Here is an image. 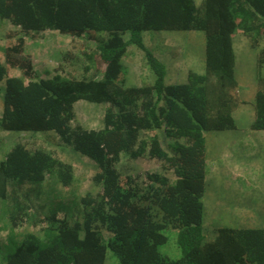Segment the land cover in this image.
<instances>
[{
    "label": "trees",
    "instance_id": "1",
    "mask_svg": "<svg viewBox=\"0 0 264 264\" xmlns=\"http://www.w3.org/2000/svg\"><path fill=\"white\" fill-rule=\"evenodd\" d=\"M0 19L21 32L17 38L9 35L13 45H0V81L6 82L0 129L34 134L55 129L61 141L91 160L100 187L96 196L79 197L72 165L45 149L15 145L0 161V219L10 221L0 247L6 264H106L108 251L119 264H264V229L219 226L210 233L204 202L206 134L237 130L235 112L244 103L234 36L241 31L259 47L264 0H0ZM47 31L69 36L75 47L81 40L87 48L84 76L55 69L39 79L25 54L26 40ZM147 31L202 32L205 71H190L185 84H167L165 64L144 43ZM123 33H130L129 39ZM130 44L144 52L157 76L154 84L122 83ZM263 66L264 50L251 126L257 131H264ZM92 71L104 77L89 78ZM83 101L104 107L102 128L73 125L75 106ZM160 134L171 140V152ZM125 154L148 156L174 178L158 172L147 173L144 182L124 176L118 164ZM47 183L70 191L52 195L51 187L42 236L19 233L23 225L37 223L20 188L35 185L38 195ZM81 212L82 221L71 223ZM170 231L181 250L176 259L161 251Z\"/></svg>",
    "mask_w": 264,
    "mask_h": 264
},
{
    "label": "rangeland",
    "instance_id": "2",
    "mask_svg": "<svg viewBox=\"0 0 264 264\" xmlns=\"http://www.w3.org/2000/svg\"><path fill=\"white\" fill-rule=\"evenodd\" d=\"M195 1L198 4L202 2V0ZM10 34L14 38L21 36L20 28L15 27L8 20L0 19V45H13ZM124 35H126V39H129L130 33ZM103 37L106 38V36ZM143 39L154 55L165 64L168 73V77L165 78L167 84H185L188 82L190 71L197 73L205 71L206 48L202 32L147 31L144 32ZM82 46L81 40H77L75 47L69 36H64L56 31H47L37 34L35 40H26L25 54L31 56L40 80L48 79L55 69L64 74L81 78L86 74L83 62L85 61V49L87 50ZM234 47L237 56L236 76L240 86V95L241 98L243 97V101H247V104L240 113L236 112L235 114L239 129L210 131L206 134L208 142L210 140L212 144L209 167L213 168L211 178L207 182V199L205 198L207 200L205 226L210 233L215 232L222 225L238 228L255 227L263 225L262 221L264 220V187L255 184L257 181L264 185V131L251 128L255 120V93L259 83L258 58L264 50V37L260 39L259 47L255 49L249 38L241 31H237L234 36ZM126 48H128L127 55L124 56V60L122 59V64H124L122 83L130 87L154 84L157 76L150 68L144 52L133 44L127 45ZM262 68L264 76V66ZM12 74L20 75V72L18 69H13ZM96 77L100 79L104 75L92 71L89 78ZM5 91L6 82L5 80L0 81V117L4 113ZM104 111V107L101 105L79 102L75 106L76 119L73 125L78 124L85 128H102ZM159 137L164 148L171 152V140L167 139L164 134H160ZM19 143L25 144L28 148L45 149L72 165L78 179L79 197L89 193L94 196L98 194L100 187L93 180L96 167L91 160L75 152L71 146L61 141L59 133L55 129L36 134L0 129V161ZM118 167L124 176H139L140 182L145 181L149 172H158L174 178L160 162L152 160L148 156L133 159L125 154ZM233 184L234 190H232ZM222 186L226 188L221 190ZM36 187L27 184L20 188L21 194L29 200L30 213L34 212L32 217L34 221L36 218L37 223L23 225L18 229V232H30L42 236L43 228L48 226V224L40 222L49 212L48 192L52 187L54 188L52 195H57L60 192L61 196L65 197L70 188H63L59 185L53 187L51 183H47L38 188L39 194L37 195L33 191ZM220 198L221 200L218 201ZM153 212L157 213V210L153 209ZM159 215L160 213H157V218ZM61 217H63L62 214H60ZM79 219L82 221V212L77 217L70 218V222L74 223ZM9 224L7 216L0 219V247L7 242L9 228L5 227H8ZM99 229L108 239L107 230L102 227ZM174 233V231L168 232L169 243L161 251L176 259L181 256V250L176 244ZM0 264H6L1 252ZM106 264H119L112 251H108Z\"/></svg>",
    "mask_w": 264,
    "mask_h": 264
},
{
    "label": "crops",
    "instance_id": "3",
    "mask_svg": "<svg viewBox=\"0 0 264 264\" xmlns=\"http://www.w3.org/2000/svg\"><path fill=\"white\" fill-rule=\"evenodd\" d=\"M195 1V0H194ZM196 2V1H195ZM197 4H198V2H197ZM192 32H194V31H192ZM150 37H152V36H150ZM149 37V38H150ZM154 37V36H153ZM145 43V42H144ZM145 45L147 46V44L145 43ZM236 51V50H235ZM157 57V56H156ZM158 58V57H157ZM166 61V60H165ZM167 62V61H166ZM168 64V63H167ZM237 71V70H236ZM237 73V72H236ZM168 74V73H167ZM167 77H168V75H167ZM256 94V93H255ZM242 99H243V97H242ZM246 104H247V101H244V103L242 104V106L236 111V112H241V109H243L245 106H246ZM236 112H235V114H236ZM237 122V121H236ZM254 122V121H253ZM253 124V123H252ZM237 125H238V123H237ZM252 126V125H251ZM238 129H239V127H238ZM234 131V130H233ZM209 145H210V147H209ZM211 146H212V144H211V142H210V140H209V142H208V140H207V155H208V175H207V181L211 178V172L213 171V168L212 167H209V160H210V158H211V155H210V149H211ZM212 168V169H211ZM220 182V181H219ZM255 184L257 185H262L263 187H264V185H263V183H259V182H257V181H255ZM208 187V186H207ZM226 187L225 186H222L220 189L221 190H223V189H225ZM254 188V187H253ZM232 190H234V184L232 185ZM208 192V191H207ZM206 199H207V193H206V197H205ZM204 200V202H205V209H206V205H207V200ZM219 200H221V198L220 199H218V201ZM264 205V204H263ZM250 219H252L253 217H249ZM263 222V225H256L255 227H253V228H263L264 229V220L262 221ZM222 226H225V225H222ZM236 228V227H235ZM245 228V227H244ZM246 228H249V227H246Z\"/></svg>",
    "mask_w": 264,
    "mask_h": 264
}]
</instances>
